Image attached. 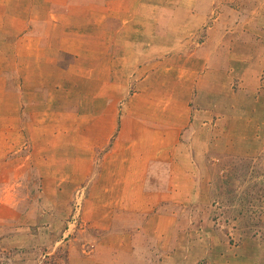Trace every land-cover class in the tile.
Returning a JSON list of instances; mask_svg holds the SVG:
<instances>
[{
    "label": "rangeland",
    "instance_id": "obj_1",
    "mask_svg": "<svg viewBox=\"0 0 264 264\" xmlns=\"http://www.w3.org/2000/svg\"><path fill=\"white\" fill-rule=\"evenodd\" d=\"M188 1L208 68L221 73L220 103L197 117L192 147L175 127H155L181 147L153 162L149 146L137 181L110 205L28 200L42 188L29 184L33 170L9 184L15 170L0 152V264H264V0ZM27 2L0 0V52L18 33L47 32L27 24Z\"/></svg>",
    "mask_w": 264,
    "mask_h": 264
},
{
    "label": "crops",
    "instance_id": "obj_2",
    "mask_svg": "<svg viewBox=\"0 0 264 264\" xmlns=\"http://www.w3.org/2000/svg\"><path fill=\"white\" fill-rule=\"evenodd\" d=\"M29 6L27 24L47 32L18 33L0 52V152L15 170L9 184L28 169L29 184L42 187L28 200L69 205L77 194L84 202L117 203L125 185L137 181L143 151L156 145L148 158L168 162L161 154L181 147L162 143L155 127H175L178 141L192 147L197 117L220 103L221 73L208 68L206 38L197 41L191 27L196 5L28 0L23 7Z\"/></svg>",
    "mask_w": 264,
    "mask_h": 264
}]
</instances>
